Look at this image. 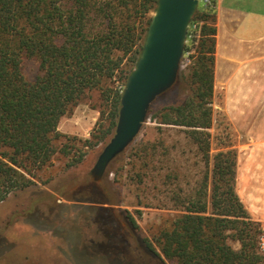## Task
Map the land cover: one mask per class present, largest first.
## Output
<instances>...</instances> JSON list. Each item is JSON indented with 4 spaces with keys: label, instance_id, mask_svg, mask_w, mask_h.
<instances>
[{
    "label": "trees",
    "instance_id": "16d2710c",
    "mask_svg": "<svg viewBox=\"0 0 264 264\" xmlns=\"http://www.w3.org/2000/svg\"><path fill=\"white\" fill-rule=\"evenodd\" d=\"M156 6L157 0H0V202L34 184L37 174L58 157L67 159L66 168L77 167L89 149L108 143ZM216 6L210 0L193 16L200 21V36L197 43L186 44L185 50H192L190 63L187 70L180 67L175 83L183 78L187 96L151 115L155 138L144 132L131 144L139 184L146 179L152 184L153 200L138 197L137 205L173 212L158 229L156 244L144 238L159 259L264 264L261 224L237 191L238 149L232 131L212 153ZM30 60L38 63L33 79L24 72ZM95 91L106 108L100 109L90 137L62 132L61 119ZM169 128L183 132L195 148L198 177L183 170L186 150H181V140L168 143ZM99 186L89 182V200L108 202V193ZM127 218L138 227L130 211Z\"/></svg>",
    "mask_w": 264,
    "mask_h": 264
},
{
    "label": "rangeland",
    "instance_id": "374dc122",
    "mask_svg": "<svg viewBox=\"0 0 264 264\" xmlns=\"http://www.w3.org/2000/svg\"><path fill=\"white\" fill-rule=\"evenodd\" d=\"M189 63L183 58L181 70H187ZM24 68L26 76L33 79L38 63L27 61ZM187 94L188 87L180 77L177 84L154 100L145 129L135 140L144 132L148 133L147 137L155 138L157 124L151 115L164 105L183 101ZM220 100L221 97L217 99L219 104ZM105 108L99 92L89 93L72 114L62 118L61 131L83 139L90 137L100 109ZM227 122L222 106H216L211 128L212 153L218 150L217 144L229 131L235 140V130ZM165 136L169 144L181 140V150H186L181 158L183 170L198 177L201 167L195 163L200 158L183 132L169 128ZM131 144L112 161L101 181L93 179L91 170L106 143L89 149L77 167L66 168L67 159L58 157L54 165L37 174L34 184L1 201L0 264H173L163 255L160 259L155 257L145 244V237L155 241L158 229L173 212L137 205L139 198L144 202L153 200L149 193L152 184L148 179L139 184L132 169ZM89 182L99 183L110 200L90 201ZM240 188L238 185L241 197L244 190ZM127 211L135 216L138 227L129 221ZM256 221L264 234V220Z\"/></svg>",
    "mask_w": 264,
    "mask_h": 264
},
{
    "label": "crops",
    "instance_id": "0c3cea01",
    "mask_svg": "<svg viewBox=\"0 0 264 264\" xmlns=\"http://www.w3.org/2000/svg\"><path fill=\"white\" fill-rule=\"evenodd\" d=\"M216 5L213 107L222 106L235 130L242 201L264 220V0Z\"/></svg>",
    "mask_w": 264,
    "mask_h": 264
},
{
    "label": "water",
    "instance_id": "95a60500",
    "mask_svg": "<svg viewBox=\"0 0 264 264\" xmlns=\"http://www.w3.org/2000/svg\"><path fill=\"white\" fill-rule=\"evenodd\" d=\"M199 0H157L141 54L121 97L114 135L104 146L91 173L101 181L112 161L139 135L154 100L177 81L189 24Z\"/></svg>",
    "mask_w": 264,
    "mask_h": 264
},
{
    "label": "built area",
    "instance_id": "2783aa9c",
    "mask_svg": "<svg viewBox=\"0 0 264 264\" xmlns=\"http://www.w3.org/2000/svg\"><path fill=\"white\" fill-rule=\"evenodd\" d=\"M209 3H210V0H199V9L206 8ZM199 36H200V21L196 19L194 20V18H192L189 24V27H188L186 44H189V46H191L193 43H197ZM191 53H192L191 49L187 51L184 50L183 58H185L188 62H190ZM260 246L262 250L264 251V234H262L260 237Z\"/></svg>",
    "mask_w": 264,
    "mask_h": 264
}]
</instances>
